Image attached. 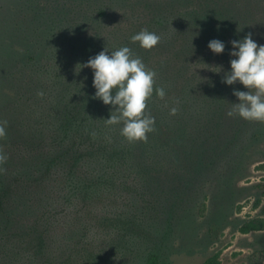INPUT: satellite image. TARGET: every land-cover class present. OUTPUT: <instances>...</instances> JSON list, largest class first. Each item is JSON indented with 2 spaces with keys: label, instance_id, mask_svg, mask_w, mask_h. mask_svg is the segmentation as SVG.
Wrapping results in <instances>:
<instances>
[{
  "label": "trees",
  "instance_id": "trees-1",
  "mask_svg": "<svg viewBox=\"0 0 264 264\" xmlns=\"http://www.w3.org/2000/svg\"><path fill=\"white\" fill-rule=\"evenodd\" d=\"M41 10L52 36L72 50L83 34L88 46L102 50L129 47L156 72L146 108L155 118L154 131L147 140L129 142L122 123H106L113 109L95 98L93 70L79 72L78 56L65 57L70 70L63 83L80 82L72 99L61 98L54 108L45 136L48 188L26 225L31 240L18 248L17 264H29L30 257L32 264H70L81 255L78 245L108 243L125 230L134 236L164 223L228 174L220 169L235 168L253 120L228 115L239 103L233 90L248 89L239 82L229 86L223 77L233 58L230 41L249 33L258 40L264 0H43ZM142 29L160 36L152 49L131 40ZM212 39L225 42L223 54L208 48ZM43 73L33 78L40 85ZM157 88L164 89L163 98ZM259 230L264 220L240 228L244 234ZM66 251L70 261L60 262Z\"/></svg>",
  "mask_w": 264,
  "mask_h": 264
},
{
  "label": "rangeland",
  "instance_id": "rangeland-1",
  "mask_svg": "<svg viewBox=\"0 0 264 264\" xmlns=\"http://www.w3.org/2000/svg\"><path fill=\"white\" fill-rule=\"evenodd\" d=\"M42 2L0 0V264H17L18 248L22 251L31 240L25 237L26 225L48 188L43 180L45 136L52 130L57 102L72 99L80 82L70 79V89L63 83L70 70L65 57L75 54L83 64L102 51L88 46L83 34L76 51L65 39L53 37ZM258 26L257 41L264 45V28ZM39 73L45 77L41 85L33 79ZM53 96L56 100L49 101ZM252 132L235 168L220 169L228 174L206 193L192 196L173 218L134 236L125 230L124 238L78 245L81 255L71 262L66 251L60 262L264 264V230L240 231L250 220H264V121L253 120ZM26 261L34 262L32 257Z\"/></svg>",
  "mask_w": 264,
  "mask_h": 264
},
{
  "label": "clouds",
  "instance_id": "clouds-1",
  "mask_svg": "<svg viewBox=\"0 0 264 264\" xmlns=\"http://www.w3.org/2000/svg\"><path fill=\"white\" fill-rule=\"evenodd\" d=\"M160 39L158 34L148 29H142L131 37L133 42H139L144 49H152ZM230 43L232 47L229 54L233 58L223 82L229 86L239 82L248 91L233 90L239 103L233 104L228 115L264 121V45H259L251 33L233 39ZM208 48L219 55L224 53L226 44L220 39H212L208 42ZM78 65H82L79 72L84 67L93 70L95 98L112 106L113 110L110 117L105 119L106 123H122L121 135L129 142L147 140V134L154 131L155 124V118L146 112V108L154 91L156 72L148 69L140 57L133 56L127 46L115 50L106 47ZM155 91L159 97H164L163 88ZM172 111L175 113L176 109Z\"/></svg>",
  "mask_w": 264,
  "mask_h": 264
}]
</instances>
